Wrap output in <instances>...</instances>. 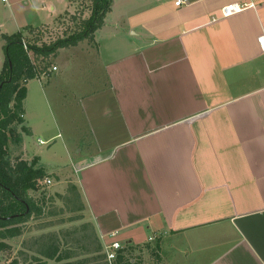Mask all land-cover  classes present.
<instances>
[{
  "label": "crops",
  "instance_id": "crops-1",
  "mask_svg": "<svg viewBox=\"0 0 264 264\" xmlns=\"http://www.w3.org/2000/svg\"><path fill=\"white\" fill-rule=\"evenodd\" d=\"M176 1L126 0L117 26L114 0L93 38L72 46L104 82L79 100L93 151L68 181L86 208L83 255L58 263L90 262L118 241L131 264H264V0ZM234 3L248 7L223 16ZM52 68L27 82L26 135L29 82L43 87Z\"/></svg>",
  "mask_w": 264,
  "mask_h": 264
},
{
  "label": "rangeland",
  "instance_id": "rangeland-1",
  "mask_svg": "<svg viewBox=\"0 0 264 264\" xmlns=\"http://www.w3.org/2000/svg\"><path fill=\"white\" fill-rule=\"evenodd\" d=\"M7 1L0 0V33L12 35L21 31L27 36L25 42L28 46L37 42L36 39L39 41L37 43L43 46V44H53L59 39L68 37L79 30L80 20L89 18L93 11L92 0ZM115 1L116 7L107 21L117 26L124 25L126 21L122 8L126 0ZM73 16H76V19H73ZM31 24H43L36 27L37 30L33 36H29L31 34L27 29ZM3 44L4 42L0 44V59L6 55ZM90 47L92 48L93 44ZM94 48L95 51L98 50L96 44ZM72 51V46L58 48L48 58L38 57L40 60L38 66L46 63L52 68L56 64L60 67V71L49 73L45 82H42L43 87L38 80L29 82L34 95L26 103L30 114L27 124L33 127L34 133L26 135L27 132L23 130V126L15 124L23 140L17 145L10 141L11 158L23 155L32 160L35 157L32 152L40 154L44 163L47 164L46 171L50 175L39 181L37 190L28 193L38 201L43 212L34 213L26 222L11 226V228H20L22 231L20 236L5 240L0 238V247L2 242L7 245L0 251V264H9L14 258H18L22 264H65L58 263L56 259H46L40 253L46 244H50L46 237L54 235L68 241V245H65L63 249L60 248V252H74L77 258L83 255L80 254L83 249L79 244L86 239L85 226L88 224L85 221L86 208L82 196L77 199L71 189L74 183L68 181L73 179L72 175L77 176L74 168L79 158L82 159L93 151V141L79 100L91 90L96 89L104 80L97 61L90 64L85 59L86 64L83 67L77 66V63L72 60ZM35 57L32 54L34 60ZM4 65L5 60L0 66V74ZM90 65H92L91 68ZM24 137L27 142L26 147L29 149L26 153L22 151ZM40 139L46 143H41ZM81 150L82 154L78 156L77 153ZM53 163L60 164L57 168L58 175H56V169H52L53 165H48ZM47 179L52 180V183H46ZM58 181L62 182V188ZM82 205L84 209L80 210Z\"/></svg>",
  "mask_w": 264,
  "mask_h": 264
},
{
  "label": "trees",
  "instance_id": "trees-1",
  "mask_svg": "<svg viewBox=\"0 0 264 264\" xmlns=\"http://www.w3.org/2000/svg\"><path fill=\"white\" fill-rule=\"evenodd\" d=\"M114 0H92L93 11L89 18L81 19L78 29L66 38H62L53 44H43L37 46L35 42L28 46L38 57L43 55L48 58L55 53L58 48L75 46L85 39H92L94 33L102 27L107 14L111 11ZM76 19V16H73ZM31 33L36 28L28 26ZM22 32L12 35H4L5 39V65L0 74V238L10 239L20 236V228H11L13 225H19L26 222L34 213L41 214L42 207L38 201L34 200L28 193L37 190L39 181L43 180L46 170L42 166H36V160H24L21 157L11 158L10 141L22 143V136L17 132L15 124L22 125L23 102L27 97V82L35 79L39 72L48 71L50 65L44 63L38 68L33 64L28 51L24 47ZM25 129V130H24ZM23 130L28 132L26 127ZM77 199L81 198L77 186H71ZM84 205L80 206V210ZM88 225V224H87ZM86 225V226H87ZM53 236V235H52ZM54 237V238H53ZM47 236L50 244H46L40 253L46 259H56L62 261L71 257V252H60L55 242V235ZM1 249L7 247L4 242ZM99 255L95 256L90 262L78 261L68 262L66 264H108L105 257V251L98 248ZM95 251V252H96ZM126 250L119 252L116 264H131V259L126 257ZM9 264H22L18 258H14Z\"/></svg>",
  "mask_w": 264,
  "mask_h": 264
},
{
  "label": "built area",
  "instance_id": "built-area-1",
  "mask_svg": "<svg viewBox=\"0 0 264 264\" xmlns=\"http://www.w3.org/2000/svg\"><path fill=\"white\" fill-rule=\"evenodd\" d=\"M3 2H8L7 0H2ZM187 0H177L176 1V5H183L186 4ZM248 7V5L244 4V5H240V4H229L226 5L222 8V14L223 16L227 17V16H231L233 14L239 13L243 10H245ZM24 42V47L25 49L29 52L30 50L28 49V45L25 41ZM259 43L261 46V49L264 51V36H262L261 38H259ZM53 71L57 70V67L54 66L52 68ZM46 183L51 184L52 180L47 179ZM123 249V245L118 242L115 241L112 244L108 245L105 249V254H106V260L108 262V264H116V261L118 259L119 256V252Z\"/></svg>",
  "mask_w": 264,
  "mask_h": 264
}]
</instances>
